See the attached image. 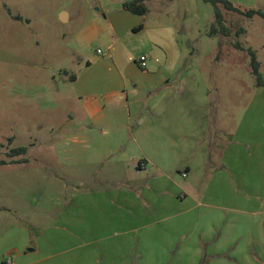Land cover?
Returning a JSON list of instances; mask_svg holds the SVG:
<instances>
[{
  "label": "crops",
  "instance_id": "1",
  "mask_svg": "<svg viewBox=\"0 0 264 264\" xmlns=\"http://www.w3.org/2000/svg\"><path fill=\"white\" fill-rule=\"evenodd\" d=\"M121 1L81 34L104 37L107 49L72 80L79 109L68 112L72 132L54 144L70 184L50 195L62 209L36 229L22 190L7 189L0 218L13 221L14 234L0 262L264 264V121L253 117L264 107L252 106L264 93L253 94L242 123H211L218 95L199 93L202 75L195 87L192 75L175 84L168 75L180 46L169 28L150 21L149 7L137 15ZM93 66L108 73L86 75Z\"/></svg>",
  "mask_w": 264,
  "mask_h": 264
},
{
  "label": "rangeland",
  "instance_id": "2",
  "mask_svg": "<svg viewBox=\"0 0 264 264\" xmlns=\"http://www.w3.org/2000/svg\"><path fill=\"white\" fill-rule=\"evenodd\" d=\"M230 1L242 10L264 12V0ZM121 5V0H0V205L8 199L7 189L22 190L23 210L37 221L36 229L51 222L62 209L50 195L68 183V168L58 161L54 144L72 132L68 112L79 109L73 99L76 85L70 77L80 73L87 60L98 57V48L107 49L104 37L88 42L81 34L97 18L104 19L105 10L114 14ZM148 7L150 21L165 24L171 31L167 35L180 43L168 66L172 84L192 75L195 87L197 74L199 86L202 75L199 93L218 95L211 123L218 127L242 123L253 94L264 93V87L257 86L247 51H256L264 79V19L246 17L210 0H149ZM216 9L223 14L229 35L210 34ZM155 54L158 71L164 58L160 50ZM85 71L90 76L108 73L99 66ZM136 83L139 93H148L144 80ZM262 99L258 96L252 106L264 107V96ZM76 114L81 116V111ZM253 117L264 121V115ZM19 146L27 147V153L8 156ZM23 157L29 161L2 163ZM99 184L93 181L91 185ZM12 223L0 218V246L14 234Z\"/></svg>",
  "mask_w": 264,
  "mask_h": 264
},
{
  "label": "trees",
  "instance_id": "3",
  "mask_svg": "<svg viewBox=\"0 0 264 264\" xmlns=\"http://www.w3.org/2000/svg\"><path fill=\"white\" fill-rule=\"evenodd\" d=\"M213 3H221L226 9L230 11L237 12L239 14H242L246 17H253L254 15H259L264 19V12L256 9H248V10H242L241 8L235 6L230 0H210ZM123 8L134 13L137 15H145L148 12V6L146 4V0H130L123 3ZM215 23L211 27L210 34H216V33H222L225 35H229L230 30L224 23V17L223 14L219 9H216L215 12ZM18 19H21L20 16H17ZM142 28V25H139L134 30L138 31ZM236 46L239 48H243L239 43H236ZM249 56H250V66L252 68V72L256 77L257 80V86H264V79L263 75L261 73V64L257 58L256 51L252 48L247 49ZM76 78V75H72L70 77L71 80H74ZM27 147L25 146H19L16 148L11 149L8 152V156L15 157L19 155H24L27 153ZM28 159L26 157L21 158L20 160H10V161H2L3 164L7 163H16V162H27Z\"/></svg>",
  "mask_w": 264,
  "mask_h": 264
},
{
  "label": "built area",
  "instance_id": "4",
  "mask_svg": "<svg viewBox=\"0 0 264 264\" xmlns=\"http://www.w3.org/2000/svg\"><path fill=\"white\" fill-rule=\"evenodd\" d=\"M98 52H101V51L98 50ZM139 61H140V64H141L142 67H146L147 56L146 55H141L140 58H139ZM10 263H11V258L7 257L5 259V264H10Z\"/></svg>",
  "mask_w": 264,
  "mask_h": 264
},
{
  "label": "water",
  "instance_id": "5",
  "mask_svg": "<svg viewBox=\"0 0 264 264\" xmlns=\"http://www.w3.org/2000/svg\"><path fill=\"white\" fill-rule=\"evenodd\" d=\"M63 13H65V12H63ZM62 19V18H61Z\"/></svg>",
  "mask_w": 264,
  "mask_h": 264
}]
</instances>
